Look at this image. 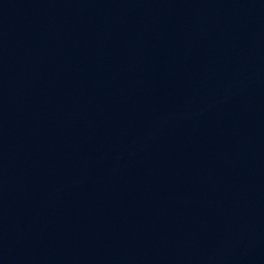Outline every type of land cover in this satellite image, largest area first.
Wrapping results in <instances>:
<instances>
[{
    "label": "water",
    "instance_id": "water-1",
    "mask_svg": "<svg viewBox=\"0 0 264 264\" xmlns=\"http://www.w3.org/2000/svg\"><path fill=\"white\" fill-rule=\"evenodd\" d=\"M0 264H264V0H0Z\"/></svg>",
    "mask_w": 264,
    "mask_h": 264
}]
</instances>
